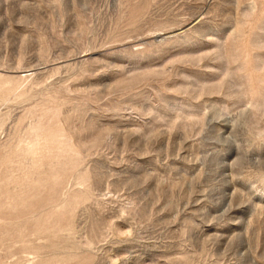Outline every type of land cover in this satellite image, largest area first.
<instances>
[{
  "label": "rangeland",
  "instance_id": "rangeland-1",
  "mask_svg": "<svg viewBox=\"0 0 264 264\" xmlns=\"http://www.w3.org/2000/svg\"><path fill=\"white\" fill-rule=\"evenodd\" d=\"M0 264H264V0H0Z\"/></svg>",
  "mask_w": 264,
  "mask_h": 264
}]
</instances>
